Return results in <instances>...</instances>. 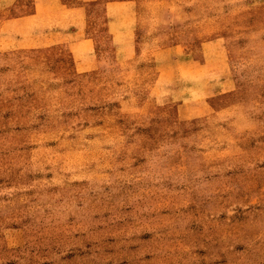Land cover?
Instances as JSON below:
<instances>
[{
    "label": "rangeland",
    "instance_id": "374dc122",
    "mask_svg": "<svg viewBox=\"0 0 264 264\" xmlns=\"http://www.w3.org/2000/svg\"><path fill=\"white\" fill-rule=\"evenodd\" d=\"M153 3L91 70L0 35V264H264V0Z\"/></svg>",
    "mask_w": 264,
    "mask_h": 264
},
{
    "label": "crops",
    "instance_id": "0c3cea01",
    "mask_svg": "<svg viewBox=\"0 0 264 264\" xmlns=\"http://www.w3.org/2000/svg\"><path fill=\"white\" fill-rule=\"evenodd\" d=\"M153 1L34 0V12L32 14L19 18H0V35L56 36L54 38H58V43H67L71 47L76 57L78 70H91L94 64L91 56L93 55V43L85 37L87 35L86 24L89 20V8L101 6L106 33L112 37L117 47V54L122 55L124 54L123 46L125 42L123 39L129 41L130 37L133 38L137 35V25L143 22L142 15L146 11L144 5L149 7L150 4H154ZM100 3L102 4L100 5ZM241 4V6L245 5L250 10L252 9L251 1ZM147 9L150 10V8ZM152 13L153 18L156 17L153 10ZM180 47V45L172 46L166 50L177 49L179 51ZM82 49L88 51L87 61L81 58Z\"/></svg>",
    "mask_w": 264,
    "mask_h": 264
}]
</instances>
